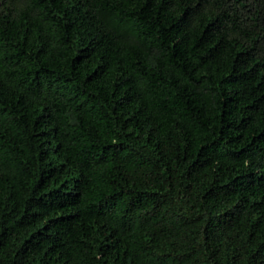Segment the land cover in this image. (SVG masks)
I'll return each instance as SVG.
<instances>
[{
    "label": "trees",
    "instance_id": "obj_1",
    "mask_svg": "<svg viewBox=\"0 0 264 264\" xmlns=\"http://www.w3.org/2000/svg\"><path fill=\"white\" fill-rule=\"evenodd\" d=\"M0 264H264V0H0Z\"/></svg>",
    "mask_w": 264,
    "mask_h": 264
}]
</instances>
